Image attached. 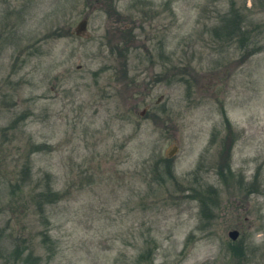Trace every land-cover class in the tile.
Masks as SVG:
<instances>
[{"label":"rangeland","instance_id":"rangeland-1","mask_svg":"<svg viewBox=\"0 0 264 264\" xmlns=\"http://www.w3.org/2000/svg\"><path fill=\"white\" fill-rule=\"evenodd\" d=\"M0 264H264V0H0Z\"/></svg>","mask_w":264,"mask_h":264},{"label":"water","instance_id":"water-1","mask_svg":"<svg viewBox=\"0 0 264 264\" xmlns=\"http://www.w3.org/2000/svg\"><path fill=\"white\" fill-rule=\"evenodd\" d=\"M85 25H86L85 20H82L81 22H79V24L77 25V28H76V32L81 33V34H85V32H84ZM228 235L232 239H236L238 232L236 230H231V231H229Z\"/></svg>","mask_w":264,"mask_h":264},{"label":"flooded vegetation","instance_id":"flooded-vegetation-1","mask_svg":"<svg viewBox=\"0 0 264 264\" xmlns=\"http://www.w3.org/2000/svg\"><path fill=\"white\" fill-rule=\"evenodd\" d=\"M228 149H229V147H228ZM227 149V152H229V150Z\"/></svg>","mask_w":264,"mask_h":264}]
</instances>
